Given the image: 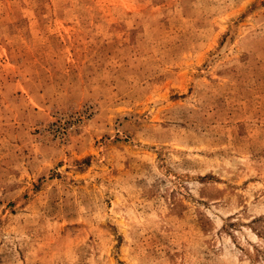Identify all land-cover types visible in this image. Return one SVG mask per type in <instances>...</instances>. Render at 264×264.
<instances>
[{"label":"rangeland","instance_id":"obj_1","mask_svg":"<svg viewBox=\"0 0 264 264\" xmlns=\"http://www.w3.org/2000/svg\"><path fill=\"white\" fill-rule=\"evenodd\" d=\"M0 264H264V0H0Z\"/></svg>","mask_w":264,"mask_h":264}]
</instances>
